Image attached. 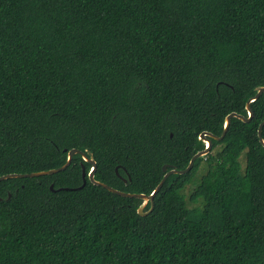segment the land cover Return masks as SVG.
I'll return each instance as SVG.
<instances>
[{"label": "trees", "instance_id": "trees-1", "mask_svg": "<svg viewBox=\"0 0 264 264\" xmlns=\"http://www.w3.org/2000/svg\"><path fill=\"white\" fill-rule=\"evenodd\" d=\"M257 86L264 0H0V175L78 148L149 194ZM250 107L144 215L79 153L1 180L0 264H264V93Z\"/></svg>", "mask_w": 264, "mask_h": 264}, {"label": "water", "instance_id": "water-1", "mask_svg": "<svg viewBox=\"0 0 264 264\" xmlns=\"http://www.w3.org/2000/svg\"><path fill=\"white\" fill-rule=\"evenodd\" d=\"M256 92L253 96H250L246 102H245V108L247 110V115H243L241 113H237L235 111H231L229 112L225 118H224V122H223V130L222 133L220 135H215L209 131H202L199 135V138L204 142V148L201 150H198L195 154L192 155V157L190 158L188 164L186 165L185 168L183 169H177V168H170L167 170V165L168 164H163L162 165V170L165 172L162 176V178L160 179V181L158 182V184L155 186V188L149 193V194H145L142 192H126L123 190H119L117 188H114L112 186H110L109 184L102 182V181H98L94 178V171L96 169V162L94 160V158L92 157V153L90 151L84 152L78 148H71L67 151V158L64 164H62L59 167H55V168H50L47 170H40V171H34V172H28V173H6L3 175H0V181L3 179H7V178H13V177H33V176H39V175H46V174H52L55 172H58L60 170L65 169L69 163L71 162V159L73 157L74 154L79 153L82 158L84 160H86L87 162H89L92 166L90 168V170L88 171V177L91 180V182H93L96 185H100L106 189H108L109 191L121 195V196H128V197H136L142 200L141 204L138 206L137 211L140 215H144L146 213H148L152 208H153V204H154V197L156 195V193L158 192V190L161 188V186L163 185L165 179L173 173H185L187 171H189L193 165V162L196 158L206 154L207 152H209V150L211 149L212 146V138L213 139H221L223 138V136L225 135L229 124H230V120L231 117H237L239 119H241L242 121H249L253 115V112L251 110L250 107V103L252 101H254L258 96H260L261 93H264V86H257L256 87ZM264 126V118L263 120L259 123L258 128H257V135H258V139L260 141V143L264 146V139L261 135V131L262 128ZM84 174V171H83ZM85 183V181H83L82 185ZM81 185V186H82ZM79 186V188L81 187ZM50 188L53 189V184H50ZM149 202V208L147 210H144V207L146 206V204Z\"/></svg>", "mask_w": 264, "mask_h": 264}]
</instances>
